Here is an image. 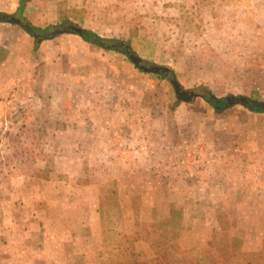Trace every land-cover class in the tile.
<instances>
[{"label": "rangeland", "instance_id": "374dc122", "mask_svg": "<svg viewBox=\"0 0 264 264\" xmlns=\"http://www.w3.org/2000/svg\"><path fill=\"white\" fill-rule=\"evenodd\" d=\"M22 9L9 12L36 24L39 11L58 9L46 24L58 34L71 21L123 40L144 65L172 67L185 94L167 71L92 43L72 52L69 40L26 77L0 50V264H264V116L250 122L227 101L210 116L203 98L264 101V0H22ZM189 106L207 126L250 122L263 137L248 145L251 165L229 169L243 154L213 140L229 130L208 127L196 144Z\"/></svg>", "mask_w": 264, "mask_h": 264}, {"label": "crops", "instance_id": "0c3cea01", "mask_svg": "<svg viewBox=\"0 0 264 264\" xmlns=\"http://www.w3.org/2000/svg\"><path fill=\"white\" fill-rule=\"evenodd\" d=\"M12 9L16 10L15 11L16 13L19 12L21 15L22 14L26 15V13H23L22 0H0V10L1 11L9 12ZM58 16H59V10L58 9H55V10L50 9L46 13H40V11H39V19L36 20L39 22L35 21V23L39 24V26L46 27L47 26L46 24L54 21L55 19L58 18ZM0 26L4 27L7 30V31L5 30V32L3 34L2 33L0 34V37H1L0 50L2 51V54H5V57H6L5 60H3V62L5 64H7V63L11 62L10 59L13 60L12 56H17L20 59L17 61L18 67L22 68L24 70L25 77L28 75V73L29 74L31 73L32 68L35 69V67L41 63L48 62V64H51L50 66H52V63L56 62V60H55L56 55L64 54L65 53L64 47L65 46L66 47L71 46L69 40L73 41L72 46H71V48L73 49L72 52L75 51V49H76L75 44L77 42H78V44L79 43L89 44V42L85 41L81 35H79L78 33L69 32V30L68 31L63 30L62 32H60L59 34L54 36L53 38L44 39V40H41L40 42L37 43V42H35L34 38L17 23L0 22ZM76 38H78V41L76 40ZM79 47L80 46H78V48ZM72 52H70V54H73ZM165 67H170V66H165ZM170 68H172V67H170ZM173 71L175 74L174 69H173ZM48 92L54 93L53 89L52 90L49 89ZM83 93L84 92L82 91V89L78 92H77V90L73 89L72 95L73 96H81ZM184 104H187V103H184ZM184 104H179V105L176 104L174 106L169 105L167 107V109H165L166 107H165V105H163L162 109H165L169 112H173V115H174L175 111L178 110L180 107H182ZM123 107H126V105H123ZM234 107H236V106H234ZM238 107L242 108V109H239V111L240 110H247V111H244V113H245V116L249 117L250 122H251L252 117L255 116L253 114H256V115L262 114L264 116V112L252 111L250 109H247V107L244 105H239ZM187 108H190L188 112L190 113V117L192 119L189 122V124H193V126L190 127L191 132L192 133L195 132V134H197V135H195L196 137L194 138L196 144H198L200 141H205L206 136H204V135L206 134L207 130H209L208 127H211L210 130H213V131L215 128L229 130L230 133L226 132L227 137H225V139H222L219 136V135H221L223 137L225 135V132L220 133L221 131H217V132H214V134H213V140L215 142H217L218 144L221 143L224 145H226V144L230 145L232 149L233 148L235 149V151H234L235 153H237L240 156L243 154V158L235 157V158H233L232 162L228 163L229 169H231V165H234V168H235V165L241 164V161L243 163V166H241L240 168H245V166L251 165L250 160L244 158V156H246V153L249 154L250 147L248 145L250 144V141L253 139L255 140V138H257L255 140V141H257V143L262 142L263 137H262V135H255V138L252 137L253 131L251 130L252 127L250 125V122H249V125H246L245 121H243V122L241 121L240 122L241 124H238L236 127H231L229 124L232 123V121L231 122L222 121V122H219V124H221V125H219V124L215 125L216 121L211 120V123L214 124L215 126L214 125H213V127L207 126L206 124L209 121L206 119L205 116H207L208 114L210 116H216L217 114H219L223 110L217 111L214 108V111H209L208 114L204 116V114L199 113L193 107L189 106ZM122 111L127 112L123 108L120 109V112H122ZM211 114H213V115H211ZM229 119H231V120L235 121V123H237V121L241 120V117H239V115L238 116L236 115V116L230 117ZM192 121H193V123H192ZM122 124L124 126L127 125L124 123H122ZM120 125L121 124H119L118 126H120ZM108 126H110V125H108ZM188 138H189V135L184 134L181 145L185 148L188 147V141H189ZM218 138H219V140H218ZM133 158H134V156H133ZM263 168H264V165H263ZM228 172H229V170H228Z\"/></svg>", "mask_w": 264, "mask_h": 264}, {"label": "trees", "instance_id": "16d2710c", "mask_svg": "<svg viewBox=\"0 0 264 264\" xmlns=\"http://www.w3.org/2000/svg\"><path fill=\"white\" fill-rule=\"evenodd\" d=\"M15 16V13H9L6 11H1L0 10V22H11L12 17ZM23 23H20L19 25L26 31L28 32L35 40V42H40L41 40L44 39H49L53 38L56 36L58 33L57 31L53 30L54 28H57L60 25H48L46 27H42L36 24H33L30 22L27 18L23 17L22 18ZM70 25L72 26L74 23L71 21H68ZM69 25V32L72 33H77L76 31L70 29ZM83 39L89 43L96 44L101 48L105 49H110V50H115L118 52H122L125 55H127L130 58V53H132V49L130 46L125 43L123 40H110L108 38L102 37L100 34L97 32L91 30V29H85V32L83 34ZM114 43L115 45H110L109 43ZM131 60V59H130ZM132 61V60H131ZM203 98L210 103L215 110L221 111L223 110V102L226 101V97H217L215 96L212 92H209V94L203 95ZM227 105H231L230 103H227ZM246 107L252 111H257V112H264V101H261L259 105H246ZM135 264H160V262H155L153 260L149 261H138L137 259L134 260ZM169 261H167L168 263Z\"/></svg>", "mask_w": 264, "mask_h": 264}, {"label": "water", "instance_id": "95a60500", "mask_svg": "<svg viewBox=\"0 0 264 264\" xmlns=\"http://www.w3.org/2000/svg\"><path fill=\"white\" fill-rule=\"evenodd\" d=\"M12 21L14 23H17V24L23 23L21 18H18V17H15V16L12 17ZM70 29L76 31L81 36H83V34L85 32V28L79 27L77 25H72L70 27ZM68 30H69V28L65 29V31H68ZM62 31L58 30L59 33L62 32ZM113 45H115V44H113ZM130 59L134 62V64L137 67H139L141 70H144V71H150V72L167 71L166 77H167V79H171V81L174 84V87H175L177 93L179 94V97H180V95H184L185 94L183 91H179L178 83L172 80V77L174 75V71H173L172 68H170V67H162V66H157V65L148 67V66H146V65H144L142 63L141 57L137 56L134 53H130ZM226 101H227V103H230V104L239 103V104L244 105V106L252 104V103H254V105H259L260 104V102L253 101V100L249 99L247 96H244V95L227 96L226 97Z\"/></svg>", "mask_w": 264, "mask_h": 264}, {"label": "flooded vegetation", "instance_id": "af4514ba", "mask_svg": "<svg viewBox=\"0 0 264 264\" xmlns=\"http://www.w3.org/2000/svg\"><path fill=\"white\" fill-rule=\"evenodd\" d=\"M179 90H180V88H179Z\"/></svg>", "mask_w": 264, "mask_h": 264}]
</instances>
